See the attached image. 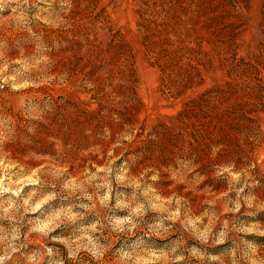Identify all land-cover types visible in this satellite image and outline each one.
Here are the masks:
<instances>
[{"label": "rangeland", "instance_id": "1", "mask_svg": "<svg viewBox=\"0 0 264 264\" xmlns=\"http://www.w3.org/2000/svg\"><path fill=\"white\" fill-rule=\"evenodd\" d=\"M5 254L264 264V0H2Z\"/></svg>", "mask_w": 264, "mask_h": 264}, {"label": "clouds", "instance_id": "2", "mask_svg": "<svg viewBox=\"0 0 264 264\" xmlns=\"http://www.w3.org/2000/svg\"><path fill=\"white\" fill-rule=\"evenodd\" d=\"M0 3H2V0H0ZM222 236H223V234H222ZM219 242H222V239L220 241H217V243H219ZM49 251H51V250H49ZM195 253H196V250L193 249V254H195ZM7 258H8L7 254H5L4 256H0V264H4V261Z\"/></svg>", "mask_w": 264, "mask_h": 264}]
</instances>
